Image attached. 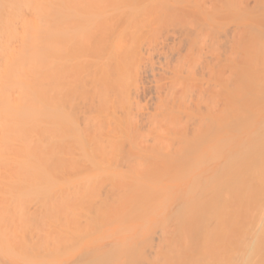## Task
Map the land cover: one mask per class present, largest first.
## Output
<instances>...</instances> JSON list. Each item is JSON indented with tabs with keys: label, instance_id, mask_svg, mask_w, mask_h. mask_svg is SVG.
<instances>
[{
	"label": "bare ground",
	"instance_id": "1",
	"mask_svg": "<svg viewBox=\"0 0 264 264\" xmlns=\"http://www.w3.org/2000/svg\"><path fill=\"white\" fill-rule=\"evenodd\" d=\"M0 264H264V0H0Z\"/></svg>",
	"mask_w": 264,
	"mask_h": 264
}]
</instances>
